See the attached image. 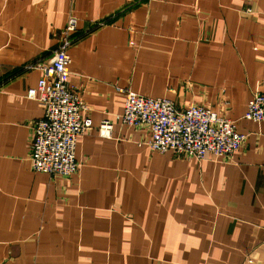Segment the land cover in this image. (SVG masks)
Masks as SVG:
<instances>
[{
	"label": "crops",
	"instance_id": "crops-1",
	"mask_svg": "<svg viewBox=\"0 0 264 264\" xmlns=\"http://www.w3.org/2000/svg\"><path fill=\"white\" fill-rule=\"evenodd\" d=\"M70 83L90 128L78 171L35 172L26 96L68 15ZM117 88L195 103L235 121L240 149L201 160L158 153L116 120ZM264 0H0V264H264ZM112 122L109 138L97 126Z\"/></svg>",
	"mask_w": 264,
	"mask_h": 264
},
{
	"label": "built area",
	"instance_id": "built-area-1",
	"mask_svg": "<svg viewBox=\"0 0 264 264\" xmlns=\"http://www.w3.org/2000/svg\"><path fill=\"white\" fill-rule=\"evenodd\" d=\"M77 17L70 14L60 31L59 45L46 63H36L42 75L26 96L37 100L43 116L32 123L30 160L32 170L49 176H69L78 171L75 158L77 138L86 132L91 119L84 114V103L70 83V34L77 28ZM124 96L123 110L116 120L131 127H146L147 145L158 153L171 152L176 156L203 159L210 153L216 159L237 152L246 135L236 128L235 121L220 116L215 110L200 104L180 109L164 97H150L117 88ZM243 117L264 121V94L254 93L247 103ZM112 122L103 120L97 126L100 137L109 138Z\"/></svg>",
	"mask_w": 264,
	"mask_h": 264
}]
</instances>
